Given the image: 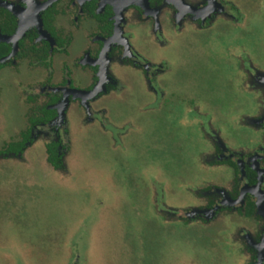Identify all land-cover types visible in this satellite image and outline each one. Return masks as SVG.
<instances>
[{
  "label": "rangeland",
  "instance_id": "1",
  "mask_svg": "<svg viewBox=\"0 0 264 264\" xmlns=\"http://www.w3.org/2000/svg\"><path fill=\"white\" fill-rule=\"evenodd\" d=\"M236 9L239 22L220 17L206 30L175 32L164 19L161 28L146 19V40L165 60L146 84L140 73L100 61L92 91L78 74L48 89L61 96L54 126L66 145L63 166L46 161L50 127H39L18 157H0V264H243L236 232L252 231L253 220L176 218L201 204L193 189L230 177L199 164L205 131L231 148L259 142L239 116L258 109L248 84L264 79V0H239ZM133 53L142 62L149 56ZM61 59L52 85L64 76ZM35 69L20 61L0 73V148L28 127L25 94L44 101L45 72ZM105 79L118 89L91 103Z\"/></svg>",
  "mask_w": 264,
  "mask_h": 264
},
{
  "label": "flooded vegetation",
  "instance_id": "2",
  "mask_svg": "<svg viewBox=\"0 0 264 264\" xmlns=\"http://www.w3.org/2000/svg\"><path fill=\"white\" fill-rule=\"evenodd\" d=\"M233 1L0 0V73L17 62L25 61L33 69L44 71L46 81L41 86L45 97L42 103L33 95L25 94L30 108L26 117L28 127L16 141L22 143L21 150L3 152L0 157H18L35 139L34 134L39 127H50L48 130L53 138L45 143V152L47 145L53 143L63 166L66 145L54 126L61 96L55 90L48 92V89L69 84V77L78 74L82 79L89 78V82L82 87L84 91H92L94 83L98 81L100 61L103 65L112 64L133 71L131 73H140L146 84L145 81L162 72L165 64L163 58L157 59L158 47L153 41L146 40L148 35L143 28L146 19L150 25H158L159 28L160 19H164L166 26L174 28L175 32L185 27L206 30L220 17H224L220 22H231L234 25L239 22L236 9L239 0ZM225 5L229 9H225ZM21 12L24 13V20ZM68 22L73 29L68 28ZM134 50L148 54L149 56L144 57L146 62H142L133 53ZM59 56L66 59V62L61 59L64 76L57 84L52 85L54 83H51V76L55 71L53 63ZM109 75L112 76L110 73ZM132 79L131 74L128 80L132 82ZM101 83L102 88L91 98V103L104 97L109 101V93L118 89L116 81L114 84L105 79ZM248 86L258 107L257 113L240 115L239 118L241 125L251 134L259 136V142L253 146L231 148L217 136L215 130L205 131L209 146L204 152L198 153L199 164L206 169L224 167L231 174L225 186L206 182L193 189L202 201L201 204L193 212L187 211L185 216L176 218L185 224L201 225L232 215L253 220L255 227L252 231L236 232L239 238L238 254L242 256L243 264H264L261 261V257L264 260L263 251L262 254L260 252V246L264 242V79L256 80L254 77ZM133 88L140 90L134 85L131 90ZM47 132L45 131L46 134ZM61 168L52 167L57 171Z\"/></svg>",
  "mask_w": 264,
  "mask_h": 264
},
{
  "label": "trees",
  "instance_id": "3",
  "mask_svg": "<svg viewBox=\"0 0 264 264\" xmlns=\"http://www.w3.org/2000/svg\"><path fill=\"white\" fill-rule=\"evenodd\" d=\"M21 146H22L21 142H15V143L14 142H10V143L6 144L5 146H3L0 149V154H2L3 152L7 153L9 151H12V152L20 151L21 150ZM46 153H47L46 161L54 169L62 167V163H60V160H59L60 155L55 152L53 143L47 145Z\"/></svg>",
  "mask_w": 264,
  "mask_h": 264
}]
</instances>
